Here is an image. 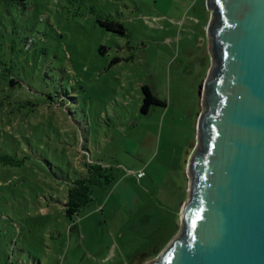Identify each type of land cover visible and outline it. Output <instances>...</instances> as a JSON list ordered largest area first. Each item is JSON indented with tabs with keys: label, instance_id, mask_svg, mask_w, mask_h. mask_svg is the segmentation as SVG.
<instances>
[{
	"label": "rangeland",
	"instance_id": "rangeland-1",
	"mask_svg": "<svg viewBox=\"0 0 264 264\" xmlns=\"http://www.w3.org/2000/svg\"><path fill=\"white\" fill-rule=\"evenodd\" d=\"M209 20L206 0H0V83L24 88L0 132L27 158L0 173V264H144L179 232ZM143 86L161 102L146 114ZM84 162L115 179L69 220L63 179Z\"/></svg>",
	"mask_w": 264,
	"mask_h": 264
},
{
	"label": "water",
	"instance_id": "water-1",
	"mask_svg": "<svg viewBox=\"0 0 264 264\" xmlns=\"http://www.w3.org/2000/svg\"><path fill=\"white\" fill-rule=\"evenodd\" d=\"M212 67L179 232L144 264H264V0H206Z\"/></svg>",
	"mask_w": 264,
	"mask_h": 264
},
{
	"label": "trees",
	"instance_id": "trees-1",
	"mask_svg": "<svg viewBox=\"0 0 264 264\" xmlns=\"http://www.w3.org/2000/svg\"><path fill=\"white\" fill-rule=\"evenodd\" d=\"M3 1L23 3L26 0ZM99 24L109 31L122 34L121 27L115 25L113 22L99 21ZM3 85H5V89ZM20 89H24L23 86L12 80L7 83H0V97H2L0 98V111L8 110V114H13L16 109L14 107L15 103L12 104L11 99ZM141 90L143 92L142 104L140 106L141 113L146 114L150 107L161 105V102L151 95L147 87L143 86ZM18 110L16 112L20 113V109ZM21 157L23 156L17 138L9 132L3 134L0 132V173L8 169L11 171L18 169L25 162V159H27ZM82 170L84 172L76 173L78 171H74L73 176L65 177L66 180L63 179L67 186L63 202L64 215L69 220L77 217L79 210L91 201V187L100 188L111 184L115 179L113 171L102 167L100 164L84 162Z\"/></svg>",
	"mask_w": 264,
	"mask_h": 264
},
{
	"label": "crops",
	"instance_id": "crops-1",
	"mask_svg": "<svg viewBox=\"0 0 264 264\" xmlns=\"http://www.w3.org/2000/svg\"><path fill=\"white\" fill-rule=\"evenodd\" d=\"M181 206H182V203H180V206H179V208H178V210H177V213L180 211V208H181ZM161 244L160 243H158V244H156L155 245V247H153V249H154V251H159V249H161L160 246ZM157 253V252H156ZM144 257H146V255H144V254H137V255H135L134 257H132L129 261L130 262H127L126 264H131V261H132V259L134 258V259H136L137 260V262H135V264H138V262H140L139 260L140 259H142V258H144Z\"/></svg>",
	"mask_w": 264,
	"mask_h": 264
},
{
	"label": "built area",
	"instance_id": "built-area-1",
	"mask_svg": "<svg viewBox=\"0 0 264 264\" xmlns=\"http://www.w3.org/2000/svg\"><path fill=\"white\" fill-rule=\"evenodd\" d=\"M141 176H143V172L139 171V172L137 173V177H141Z\"/></svg>",
	"mask_w": 264,
	"mask_h": 264
}]
</instances>
